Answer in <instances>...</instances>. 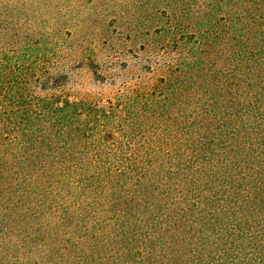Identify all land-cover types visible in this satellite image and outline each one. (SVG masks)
Wrapping results in <instances>:
<instances>
[{
	"label": "trees",
	"instance_id": "trees-1",
	"mask_svg": "<svg viewBox=\"0 0 264 264\" xmlns=\"http://www.w3.org/2000/svg\"><path fill=\"white\" fill-rule=\"evenodd\" d=\"M153 10L156 32L143 45L159 74L121 107L159 112L186 139L149 159L118 198L149 229L139 245L121 232L127 246L112 264H264V0H156ZM6 42L0 187L25 192L87 173L113 184L137 170L81 157L103 105L65 90L67 75L53 67L42 35Z\"/></svg>",
	"mask_w": 264,
	"mask_h": 264
},
{
	"label": "rangeland",
	"instance_id": "rangeland-1",
	"mask_svg": "<svg viewBox=\"0 0 264 264\" xmlns=\"http://www.w3.org/2000/svg\"><path fill=\"white\" fill-rule=\"evenodd\" d=\"M155 1L0 0V45L26 33L42 35L55 53L53 67L67 75L65 90L103 105L95 138L81 141L89 148L81 157H97L105 170L137 169L113 184L87 173L25 192L0 187V264H112L127 246L121 232L137 245L147 233L138 220L142 212L125 215L118 198L133 189L149 159L159 161L160 152L186 139L159 112L121 107L124 96L144 91L159 74L147 67L154 68L156 53L143 45L156 32ZM157 173L149 185L160 181L163 173Z\"/></svg>",
	"mask_w": 264,
	"mask_h": 264
}]
</instances>
